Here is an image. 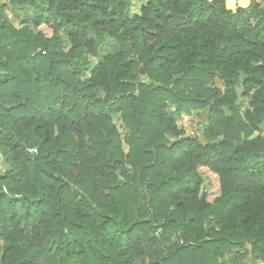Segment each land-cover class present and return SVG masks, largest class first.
Here are the masks:
<instances>
[{
	"label": "trees",
	"instance_id": "1",
	"mask_svg": "<svg viewBox=\"0 0 264 264\" xmlns=\"http://www.w3.org/2000/svg\"><path fill=\"white\" fill-rule=\"evenodd\" d=\"M131 8L0 0V264H264V0Z\"/></svg>",
	"mask_w": 264,
	"mask_h": 264
},
{
	"label": "rangeland",
	"instance_id": "2",
	"mask_svg": "<svg viewBox=\"0 0 264 264\" xmlns=\"http://www.w3.org/2000/svg\"><path fill=\"white\" fill-rule=\"evenodd\" d=\"M129 1L132 4V8H131L132 14L131 15L138 14L140 7L146 2V0H129ZM10 20L15 26H18L19 22H18V19L15 13L11 14ZM43 30L47 36H50L49 31H47L46 29H43ZM118 49H119V46L117 43H115L114 41L108 40L106 41V44L101 48L100 58L106 55L112 54L116 52ZM216 83L218 87H221V83L219 81H216ZM114 120L116 121V119ZM196 121H197L196 116L181 114L179 118L177 119V125L186 131V135L192 136L193 134H196V131H198L196 128L197 127ZM210 194L212 196L217 194V185H216L215 179L213 178H212V186L210 188ZM257 264H263V263H257Z\"/></svg>",
	"mask_w": 264,
	"mask_h": 264
},
{
	"label": "water",
	"instance_id": "3",
	"mask_svg": "<svg viewBox=\"0 0 264 264\" xmlns=\"http://www.w3.org/2000/svg\"><path fill=\"white\" fill-rule=\"evenodd\" d=\"M57 12H59V5H57ZM241 89H242V84L240 85ZM242 98L240 96V94H238V101H237V104H239L241 102Z\"/></svg>",
	"mask_w": 264,
	"mask_h": 264
},
{
	"label": "built area",
	"instance_id": "4",
	"mask_svg": "<svg viewBox=\"0 0 264 264\" xmlns=\"http://www.w3.org/2000/svg\"><path fill=\"white\" fill-rule=\"evenodd\" d=\"M35 151H36L35 149H30V150H29L30 153H33V152H35Z\"/></svg>",
	"mask_w": 264,
	"mask_h": 264
}]
</instances>
